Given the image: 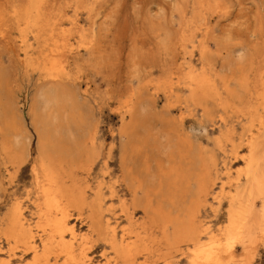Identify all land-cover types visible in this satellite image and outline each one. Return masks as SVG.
Segmentation results:
<instances>
[{
	"label": "rangeland",
	"instance_id": "rangeland-1",
	"mask_svg": "<svg viewBox=\"0 0 264 264\" xmlns=\"http://www.w3.org/2000/svg\"><path fill=\"white\" fill-rule=\"evenodd\" d=\"M229 56L234 66L225 67ZM190 64L214 78L221 92V78L242 75L247 86L240 94L242 102L232 103L233 110H223L214 101L211 120L203 117L202 107L188 108L183 81ZM202 91L199 97L204 101L208 91ZM42 92H53L63 113L68 111L66 105L81 108L83 131L96 138L93 165L86 153L90 139L83 134L78 135L77 144L65 137L63 149L48 150L42 156L34 123L35 103ZM261 94L264 0H0V260L19 264L20 259L26 264L33 256L19 247L17 260L10 261L4 229L10 226L15 210L25 214L41 245L43 157L61 162L66 186L85 191L88 201L95 190L103 188L105 203L98 227L113 224L120 237L127 224L122 200L130 203L133 190L122 177L123 158L145 187L146 177L154 176L155 189L164 186L168 191L170 187L174 190L171 181L187 172L192 154L212 155L218 167L212 174L215 185L206 198L202 219L204 228L219 232L228 222V200L219 203L214 197L222 190L227 194L244 169L242 157L233 155V146L246 144L245 138L218 148L220 118L228 130H235V140L242 134V125L252 118L264 147V112L254 110ZM170 143L173 147L165 152L162 147ZM239 151L248 154L243 146ZM171 164L176 173L166 176ZM190 165L194 175L201 171L200 162ZM256 203L259 211L261 202ZM70 215L80 236L87 237L89 209L71 208ZM142 218V212H137L135 219ZM252 231L251 252H244L239 244L234 252L241 262L264 264V241L257 229ZM81 250L91 264H109L113 258L97 233ZM161 255L156 252L148 262L167 264ZM147 256L141 253L139 261ZM179 259L178 253L168 261L179 264ZM59 261L63 263V258Z\"/></svg>",
	"mask_w": 264,
	"mask_h": 264
},
{
	"label": "bare ground",
	"instance_id": "bare-ground-1",
	"mask_svg": "<svg viewBox=\"0 0 264 264\" xmlns=\"http://www.w3.org/2000/svg\"><path fill=\"white\" fill-rule=\"evenodd\" d=\"M232 61L231 56L227 57L224 66H234ZM221 80L224 92L215 88L214 78L208 77L203 70L197 71L195 66L190 64L183 81L187 107H202L203 117L208 120L212 117L214 101L218 102L223 110H233L232 103L234 105L238 101L241 103L240 94L247 91L245 80L237 73ZM200 90H203V93L208 91V97L204 101L199 97ZM258 98L257 102L260 103L254 110L264 112V94ZM58 102L53 92H42L35 103L34 112L37 118L34 123L42 156L43 152L48 150L63 149L65 137L76 144L78 135L83 134V138L87 137L83 131L85 120L81 108L66 105L68 111L63 113ZM260 107L262 109H259ZM143 110L141 107V111ZM141 115L142 113L139 114ZM131 119L133 121L136 119V113ZM224 122V118L221 117V138L216 142L218 148L224 147L227 143L234 145L236 141L241 143L246 140V144L242 146L248 154L241 155L239 150L242 146H233V155L236 158L242 157L244 169L237 174L227 194H223L226 191L222 190V197V194L214 197L219 203L224 198L228 200V222L219 232L204 228L206 223L202 219L206 198L211 195L215 185L212 174L218 167L217 160L212 155L200 158L193 157L192 154V158L187 160V172L177 181H171L175 183L174 190L170 187L168 191H165L164 186L155 189L157 180L154 176L146 177L148 186L145 187L143 182L133 177L134 172L128 167L127 159L123 158L122 177L133 190L130 203L122 200L121 212L127 224L120 237L116 226L112 227L113 224L107 222L105 228L98 227L102 225L105 203L101 194L103 188L95 190L93 199L88 201L85 191L80 193L77 188L66 186L61 172V162L52 163L43 157L40 166L43 180L39 205L44 221L39 231L41 245H37L36 233L30 228L25 214L15 210L11 215L10 226L4 229L6 232L4 236L10 245L8 251L10 261L17 260L16 250L23 247L30 250L33 255L26 264H60L58 259L61 257L63 258L61 264H91L92 260L88 259L81 248L83 249L84 244L97 233L110 247L113 258L109 264H150L148 258L156 252H162L161 256L167 264H171L168 260L178 253L181 264H246L238 259L234 247L235 244H239L244 252H251L254 244L252 230L256 229L264 241V147L258 140L259 135L254 130L252 118L249 123L242 125V134L238 135V140H235V130H228ZM87 138L90 139V148L86 147L87 159L93 165L97 159L96 138L94 135ZM16 144H19V141H16ZM157 144L159 147L162 146V143ZM172 147L170 143L162 149L168 152ZM189 155L190 153L187 154V158ZM171 162L174 163V160ZM199 162L201 171L194 175L190 163L198 165ZM171 165L166 176H173L176 173L174 165ZM257 200L261 202L259 211H256ZM71 208L79 212L89 209L91 221L87 237L80 236L78 229L71 223ZM140 211L143 218L138 221L135 218L136 213ZM141 253L148 255L143 261H139ZM18 261L19 264H23L22 260ZM0 264L5 263L0 260Z\"/></svg>",
	"mask_w": 264,
	"mask_h": 264
}]
</instances>
